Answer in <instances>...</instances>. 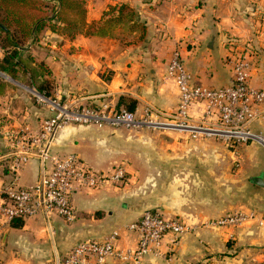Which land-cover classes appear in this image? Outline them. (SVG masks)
<instances>
[{"label":"crops","instance_id":"obj_1","mask_svg":"<svg viewBox=\"0 0 264 264\" xmlns=\"http://www.w3.org/2000/svg\"><path fill=\"white\" fill-rule=\"evenodd\" d=\"M121 3L142 27L122 22L106 35L72 38L45 29L39 36L42 47L30 44L35 62L50 71L48 97L114 109L127 108L125 102L132 100L136 114L147 105L173 111L179 91L167 65L176 48L193 83L208 87L231 84L234 59L250 50L245 57L249 85L264 87V0H86L87 24L101 23L108 5ZM29 93L31 98L16 85L0 89V191L13 180L32 184L40 171L37 156L16 175L11 170L22 152V137L36 132L49 114L48 106ZM188 113L204 116L201 104L191 105ZM249 128L264 134V103L254 109ZM160 137L124 127H62L53 152H75L97 170L127 159L130 180L76 191L74 221L53 216L52 238L41 216L18 227L0 225V264H54V248L64 254L81 239L110 233L116 234L117 247L133 248L136 234L127 225L146 209L177 217L193 230L164 235L159 254L147 255L141 264H264V230L257 223L264 217V148L256 142L192 138L184 131L172 133L175 139L158 148ZM214 189L222 192L213 194ZM234 211L253 212L255 218L237 226L210 223ZM106 264L124 263L109 259Z\"/></svg>","mask_w":264,"mask_h":264},{"label":"built area","instance_id":"obj_2","mask_svg":"<svg viewBox=\"0 0 264 264\" xmlns=\"http://www.w3.org/2000/svg\"><path fill=\"white\" fill-rule=\"evenodd\" d=\"M249 52L244 55L239 52L234 59L231 84L208 87L193 83L180 50L174 49L167 65V73L174 78L179 91V101L173 111L147 105L140 114H136L123 107L114 109L107 105L60 101L29 88L37 102L48 106L49 114L42 118L36 132L22 137L23 149L13 159L11 170L16 175L23 163L37 156L40 171L36 181L30 185H18L13 180L1 189L0 225L41 216L52 238V216L60 217L66 223L74 221L73 195L76 191L129 182L130 173L125 162L116 163L107 170H97L75 152H53L57 133L65 125L171 129L187 132L192 138L214 136L225 142H256L264 148V134L249 128L254 109L264 103V87L249 85L251 66L245 58ZM193 104L202 105L204 116L195 119L189 115L188 109ZM212 117L215 121L210 120ZM254 218L253 212L234 211L210 223L221 227L237 226ZM257 223L264 230V217L257 218ZM127 228L136 234L133 248L117 247L115 233L85 238L75 242L64 254H59L54 248V264H106L109 259H117L124 264H141L147 255L159 254L164 235L179 237L193 230L185 221L166 217L156 209L144 210Z\"/></svg>","mask_w":264,"mask_h":264},{"label":"trees","instance_id":"obj_3","mask_svg":"<svg viewBox=\"0 0 264 264\" xmlns=\"http://www.w3.org/2000/svg\"><path fill=\"white\" fill-rule=\"evenodd\" d=\"M134 18V12L123 3L108 5L102 22L88 25L86 0H0V71L49 95L50 71L35 62L30 46L42 47L39 36L43 30L69 38L80 33L106 35L118 23L141 26ZM125 103L127 110L134 109L132 100ZM22 222L17 219L10 225L18 227Z\"/></svg>","mask_w":264,"mask_h":264},{"label":"rangeland","instance_id":"obj_4","mask_svg":"<svg viewBox=\"0 0 264 264\" xmlns=\"http://www.w3.org/2000/svg\"><path fill=\"white\" fill-rule=\"evenodd\" d=\"M2 55L1 51H0V56ZM0 78L3 80L2 83H3V86H1L0 89H2V92H5V90L7 89V87L9 86H12V85H16V87H20L21 90L23 92H25V94H27L29 97H30V90L29 88H31V85L27 84V83H24V82H20L18 80H14L12 77H10L8 74H6L5 72H1L0 71ZM31 98V97H30ZM33 98V97H32ZM34 99V98H33ZM134 132H148V133H151V134H158L161 139V141H157L156 142V146L159 148L161 145L165 144V143H170L171 142V139H175L174 137H171V134L172 133H179L178 130H171V129H152V128H147V127H142V128H135V129H130ZM181 132V131H180ZM186 133V132H185ZM180 137L176 138V139H179ZM201 139H213L215 142H222V139L220 138H216L214 136H210V137H206V138H201ZM180 140V139H179ZM236 143H243V142H236ZM247 143H250V142H247ZM136 161V159H135ZM118 162H125L127 164V159H123V160H120ZM116 163V162H115ZM114 163V164H115ZM136 163L138 164V162L136 161ZM26 165V164H24ZM23 165V166H24ZM136 176V175H135ZM138 181V177L136 176V182ZM134 182V183H136ZM219 192H222V189L219 191ZM219 192L214 189L212 191L213 194H216V195H219ZM75 214H76V211H75ZM141 215V214H140ZM139 215V216H140ZM138 216V217H139ZM53 217V216H52ZM137 217V218H138ZM136 218V219H137ZM62 219V218H61ZM63 220V219H62ZM135 220V219H134ZM46 224V222H45ZM7 226V225H6ZM10 240V237L8 239V241ZM7 245L9 246V242L7 243Z\"/></svg>","mask_w":264,"mask_h":264},{"label":"water","instance_id":"obj_5","mask_svg":"<svg viewBox=\"0 0 264 264\" xmlns=\"http://www.w3.org/2000/svg\"><path fill=\"white\" fill-rule=\"evenodd\" d=\"M253 180H254L255 182H257L258 184L263 185V184H262V180H261L260 178H254Z\"/></svg>","mask_w":264,"mask_h":264}]
</instances>
